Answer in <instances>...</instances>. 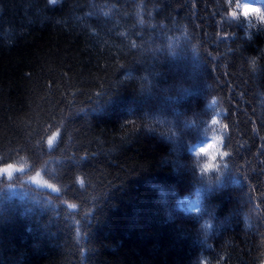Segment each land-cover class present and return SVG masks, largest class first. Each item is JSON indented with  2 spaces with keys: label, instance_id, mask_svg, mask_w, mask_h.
Listing matches in <instances>:
<instances>
[{
  "label": "trees",
  "instance_id": "16d2710c",
  "mask_svg": "<svg viewBox=\"0 0 264 264\" xmlns=\"http://www.w3.org/2000/svg\"><path fill=\"white\" fill-rule=\"evenodd\" d=\"M237 2L0 0V264H264V22Z\"/></svg>",
  "mask_w": 264,
  "mask_h": 264
},
{
  "label": "clouds",
  "instance_id": "9594fccd",
  "mask_svg": "<svg viewBox=\"0 0 264 264\" xmlns=\"http://www.w3.org/2000/svg\"><path fill=\"white\" fill-rule=\"evenodd\" d=\"M58 2V0H54ZM251 0L249 3L241 5L239 2L235 5V8L229 10V15L236 17L237 10H239L240 15L244 18H256L261 22H264V11L257 7L250 6ZM213 105L217 103V98H213L211 101ZM217 113L221 111L220 109L216 110ZM209 126L212 129L207 142L199 147V149L193 153L200 160L201 168L206 172L210 173L212 171H218L222 162L226 159L229 153L223 148V139L228 132L227 124L219 118V115L213 116L209 122ZM58 137V133L53 136V143ZM49 147L52 145L49 144ZM24 169L16 168L13 164L8 163L6 165H0V176L7 174V178H12L13 171L22 172ZM42 169L37 171L35 174L37 177L41 175Z\"/></svg>",
  "mask_w": 264,
  "mask_h": 264
},
{
  "label": "rangeland",
  "instance_id": "374dc122",
  "mask_svg": "<svg viewBox=\"0 0 264 264\" xmlns=\"http://www.w3.org/2000/svg\"><path fill=\"white\" fill-rule=\"evenodd\" d=\"M18 168V167H16ZM24 171L22 172H18V171H13L12 173V176L15 175V174H19V173H23ZM4 176L7 177V174H4ZM30 184H33L35 187H38L40 189H44V190H48V191H55L54 187H49L48 185L49 184H45L43 183L38 177H34L32 180H31V183Z\"/></svg>",
  "mask_w": 264,
  "mask_h": 264
},
{
  "label": "snow or ice",
  "instance_id": "6c2138e0",
  "mask_svg": "<svg viewBox=\"0 0 264 264\" xmlns=\"http://www.w3.org/2000/svg\"><path fill=\"white\" fill-rule=\"evenodd\" d=\"M51 3H52V4H55L54 0H51ZM48 186H49V187H52L51 185H48ZM69 207H74V205H71V204H70Z\"/></svg>",
  "mask_w": 264,
  "mask_h": 264
}]
</instances>
